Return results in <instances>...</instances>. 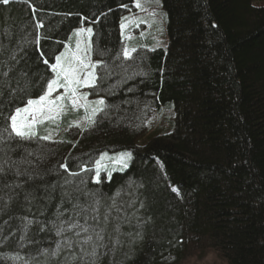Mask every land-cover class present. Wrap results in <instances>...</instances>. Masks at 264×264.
Masks as SVG:
<instances>
[{
	"label": "trees",
	"instance_id": "trees-1",
	"mask_svg": "<svg viewBox=\"0 0 264 264\" xmlns=\"http://www.w3.org/2000/svg\"><path fill=\"white\" fill-rule=\"evenodd\" d=\"M161 1L167 13V48L138 46L131 60L122 57L120 23L124 14H131L134 0L0 3V33L6 34L0 42L12 50L27 42L31 73L20 83L27 87L26 94L0 96V132L16 107L44 93L52 74L43 59L53 63L65 45L75 48L70 37L81 25L93 28L94 56L116 72L94 94L111 106L107 115L81 128L71 125L81 112L70 113L60 121L66 129L58 138L34 139L19 154L9 155L20 160L25 150L32 153L29 159L49 180L58 173L67 177L90 169L80 177L102 194V212L117 192L118 205L135 201L127 214L140 217L142 227L121 225L120 230L133 237L114 250L98 249L93 264H176L209 254L224 264H264V0ZM37 22L44 27L37 29ZM133 72L145 75L117 87V81ZM160 107L174 108L176 120L147 133L145 122ZM38 125L37 136H47L50 124ZM101 149H107L109 157L122 152H132V157L127 168L97 184L93 156ZM154 157L160 160L159 168ZM65 164L67 171L60 167ZM162 168L179 191L168 188ZM25 214L19 208L0 212V264H83L78 250L43 255V249L55 247L48 243L54 235H36L41 243L29 246L26 240L20 247L18 235L15 240L12 235L19 221L13 223L9 216ZM115 227L110 221L106 232ZM17 255L22 259H13Z\"/></svg>",
	"mask_w": 264,
	"mask_h": 264
},
{
	"label": "snow or ice",
	"instance_id": "snow-or-ice-1",
	"mask_svg": "<svg viewBox=\"0 0 264 264\" xmlns=\"http://www.w3.org/2000/svg\"><path fill=\"white\" fill-rule=\"evenodd\" d=\"M11 2L13 0H0L3 5H9ZM136 7H140L138 0ZM133 23L139 27L137 22L133 21ZM35 27L39 29L44 25L37 22ZM120 27L123 31L126 27L125 23L122 22ZM74 35L77 38L74 49L65 45L66 51L56 55L53 63H49L47 58L43 59V63L48 66L52 74V78L47 80L44 93L37 99H28L23 107H16L7 118L8 126L0 132V212H6L9 208H19L26 213L19 217L9 216V220L13 223L19 221L18 231L12 235L14 240L18 235L20 247L25 246L26 240L29 246L41 243L35 240L36 235L44 237L54 235L56 239L49 240L48 243H54L55 247L43 249V255L55 257L64 250L70 252L78 250L79 259L83 264H93L98 259V249L107 247L114 250L115 247L133 237L132 232H122L121 225H127L129 228L142 227L140 217H137L135 213L131 216L127 214L135 201L118 205L116 197L120 193L117 192L116 197L112 198V204L102 212L100 209L102 194L90 189L88 181L80 177V172H87L90 169L85 167L81 168L80 172H69L67 177L58 173L55 180H49L45 178L46 173L39 171L33 160L29 159L32 153L25 150V155L20 160H12L9 155L13 151L19 154L23 145L34 139L50 140V136L38 137L34 131L35 126L45 120H54L69 106L73 109L83 108L89 126L96 123L98 116L103 118L107 115L111 106L106 99L101 96L96 100H88V96L97 94L101 90L103 81L116 75L114 66H109L105 60L91 59L93 53L91 38L94 36L92 27L80 28ZM0 36H6V34L0 33ZM8 38L11 40V37ZM81 38H83V47H81ZM39 41L40 37L37 36L35 43L38 45ZM136 51V49L125 47L122 51L123 59H133V53ZM26 52L27 42L24 46L17 44L15 50L0 42V96L12 93L20 96L27 93V87L20 86V83L26 82L31 75L28 71ZM97 54L103 55L99 52ZM40 56L43 58L44 53L40 52ZM5 67L7 71L4 70ZM124 71L126 72L127 69ZM18 72L19 81L16 80ZM136 75H145V73L133 72L131 76H125L117 81V87L127 83L128 79H134ZM13 83L16 84L15 87L12 86ZM82 88H90L91 93L81 92ZM61 89L63 91H60ZM127 91L132 92L133 89L129 88ZM107 94L114 95L111 91ZM2 102L0 100V103ZM128 102L125 101V103ZM13 145L15 148L12 147ZM106 155L107 153H103L101 160ZM119 155L124 158L122 166L126 168V159L131 157V153ZM101 160L96 161V178L93 182L97 184L100 182ZM60 167L67 171L66 164ZM52 207L55 211L49 213ZM140 207H144L143 202ZM110 221L116 226L112 233L106 232ZM7 223L8 221H5V224ZM113 236L117 237L114 241ZM2 238L7 239V237ZM76 258L73 256V259ZM13 259L22 258L17 255Z\"/></svg>",
	"mask_w": 264,
	"mask_h": 264
},
{
	"label": "rangeland",
	"instance_id": "rangeland-1",
	"mask_svg": "<svg viewBox=\"0 0 264 264\" xmlns=\"http://www.w3.org/2000/svg\"><path fill=\"white\" fill-rule=\"evenodd\" d=\"M140 7H136L137 0H134V7L131 11V14H124L122 17L121 23H125L126 27L122 31L121 34L125 41V47L129 49H136L138 46H149L152 48L162 47L167 48L168 46V31H167V13L163 7L161 0H138ZM127 18V19H125ZM139 24V27L136 26V23ZM120 23V25H121ZM91 26L81 25L78 27L73 34L71 35V39L76 46L77 38L74 35L76 31L80 28L87 29ZM87 36V33H85ZM92 39V38H91ZM70 47V46H69ZM81 47H83V38H81ZM73 48V47H71ZM74 49V48H73ZM93 61H98L91 56ZM60 91H63L61 89ZM81 92H89L86 88L80 89ZM100 98V96L89 95L88 100H96ZM72 107H67L60 114H67ZM73 112H81V116L74 118L71 120V125L75 127L84 128L89 125V122L86 120V112L83 108L73 109ZM65 115H63V120L65 119ZM62 117L58 114L56 118L52 121H48L50 124V129L48 130V135L51 139L58 138L61 133L66 129L65 124H61L59 121ZM176 118V113L174 108H165L160 107L157 111L153 112L147 122V131L148 133L155 131L158 128H164L169 121H174ZM47 121V120H45ZM41 125H36L34 131L40 134ZM128 153V152H122ZM114 156L109 160L106 164V168L111 171L123 167L124 158L118 156L119 154H113ZM129 158L126 159V163L128 164ZM110 172L109 170H107ZM176 264H224L221 259L216 257V255L209 254L205 257L197 258L191 257L187 258L183 261H179Z\"/></svg>",
	"mask_w": 264,
	"mask_h": 264
},
{
	"label": "bare ground",
	"instance_id": "bare-ground-1",
	"mask_svg": "<svg viewBox=\"0 0 264 264\" xmlns=\"http://www.w3.org/2000/svg\"><path fill=\"white\" fill-rule=\"evenodd\" d=\"M103 153H107V155L104 156L103 159L101 160V156H102ZM130 153H131V157H132V152H130ZM93 157H95L94 160H93L94 165H95V163H96L97 160H101V166H100V169H99V170H100V181H101L102 179L105 180V178H109L110 175H111V173H113V171H118V170H123V169H125L124 167H121V168L115 169V170H113V171H111L110 169H107V170H109L110 172L105 171V169H103V166L107 163V160H108V157H109V151H108L107 149H103V150L101 149V150H100L98 153H96ZM131 157H130V160H131ZM153 160H154L156 166L159 168V161H160V160H158L157 157H154ZM128 162H129V161H128ZM128 165H129V163L127 164V167H128ZM127 167H126V168H127ZM96 169H97V167H94L93 179L96 178ZM161 172H162V173H161V176L163 177V179H164L165 181H167L166 184H167L168 188H170L171 191H173V192H175V191H177V190L179 191L177 185L171 183V181L169 180V178H168V173H167L166 169H165V168H162ZM104 177H105V178H104Z\"/></svg>",
	"mask_w": 264,
	"mask_h": 264
}]
</instances>
